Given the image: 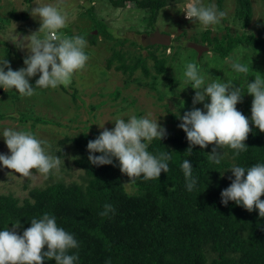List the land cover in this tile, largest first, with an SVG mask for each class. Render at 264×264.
Wrapping results in <instances>:
<instances>
[{
    "label": "trees",
    "instance_id": "obj_1",
    "mask_svg": "<svg viewBox=\"0 0 264 264\" xmlns=\"http://www.w3.org/2000/svg\"><path fill=\"white\" fill-rule=\"evenodd\" d=\"M171 2L172 0H110L115 8L132 3L143 10L144 22L149 26H154L159 21L163 10ZM233 3L230 23L225 21L216 30L213 29L217 25L199 29L195 33L199 38L191 40L207 43L208 51H213L222 58H234L233 53L246 45L252 50L260 49V53L264 55V20L253 28L250 27L256 13L253 0H234ZM218 5L222 9L225 0H218ZM179 12L181 13V8ZM179 12L177 11L178 14ZM9 15L14 20L24 19L28 18V11L19 13L12 9ZM80 17H88L92 24L90 30L83 29L84 31L82 24L80 34L84 38L88 36L96 43L98 34L93 30L97 29L99 34L114 39L103 28L95 6H89ZM11 19L7 18L6 23L10 24ZM2 27L4 26L0 25ZM154 30L155 28L152 31ZM62 31L64 36L74 37L68 26L62 28ZM186 32L177 35L176 39L185 38ZM38 35L43 36V33ZM0 45L11 48V52L19 59L14 61L16 65L20 59L24 63L21 53L12 48L9 42L0 40ZM166 48L162 49L161 56L150 50L146 56L141 51L138 61L135 55L132 63L125 62L127 54H117L116 57L122 61L118 69L134 76L138 67L146 80L158 79V75L166 70ZM208 51L203 54H208ZM196 54L199 59L204 57L198 52ZM114 58L115 56L110 58L111 63ZM149 60H152V65H149ZM152 70L156 73L153 74ZM137 73L139 76L140 73ZM138 76L134 77L135 82L138 81ZM238 77L239 83L245 78ZM148 87L158 88L151 84ZM158 91L161 93L159 89ZM253 99L247 102L241 100V108L236 106L249 119L252 129L244 141L246 150L237 153L230 146L217 147L219 164L209 158L215 144H208L205 148L190 145L185 131L179 127L183 122L181 117L186 111L193 110V105L191 109L182 108V113L171 114L175 127L166 130V135L161 140L154 138L150 142L143 141L147 144L146 150L153 156L160 158L161 153H166L171 157L166 161L168 172L162 170L156 179L145 180L141 175L131 180L120 171V162L116 157H112V164L90 163L87 144L99 136L101 132L97 130L92 133L83 132L72 138L64 137L59 142H73L77 152L75 164L82 169L84 182L66 183L56 180L44 187L31 189L29 195L22 200L13 194H0V231L13 230V224L19 222L20 227L15 231L18 235H23L24 230L31 227L32 219H41L47 213L55 217L58 227L73 235L77 241L78 247L69 249L66 253L77 257L73 264H264V217L259 216L256 208L249 212L242 204L238 205L234 201L229 200L227 205L221 202L222 190L229 187L235 179L232 167L240 166L247 170L253 165L264 164V132L251 120ZM196 105L198 106L197 103ZM2 117L5 118L6 113H0V119ZM8 117L15 119L11 114ZM18 119L23 125L31 121L34 135V129L39 124L52 123V120L36 114H22ZM189 147L191 151L188 150ZM59 154L64 155L63 152ZM91 154L101 155L98 152ZM186 159L193 167L192 179L195 180V185L191 191L187 188L188 181L182 169ZM33 171L38 172L35 169ZM260 199L264 200V195ZM105 205H111L113 211L101 215L105 211ZM44 251H47L46 245ZM43 264H56V261L54 258H45Z\"/></svg>",
    "mask_w": 264,
    "mask_h": 264
},
{
    "label": "rangeland",
    "instance_id": "obj_2",
    "mask_svg": "<svg viewBox=\"0 0 264 264\" xmlns=\"http://www.w3.org/2000/svg\"><path fill=\"white\" fill-rule=\"evenodd\" d=\"M233 1L225 0V6L220 9L218 0H200L204 6L214 4L217 12L226 13L217 24V28L213 30L219 29L225 21L226 23L231 22ZM189 2L190 0H172L171 4L163 10L164 12L162 11L163 14L159 17V21L154 26H149L143 19L145 12L136 8L132 3H127L125 7L115 8L110 0H0V25L4 26L0 28V40L9 42L12 48L21 53L23 59L31 53L26 47H20V40L27 44L28 41L24 40V37L27 39V36L37 32L42 23L39 16L34 17L31 14L32 9L38 7V4L58 6L65 11L68 15L67 26L74 36H84L80 34L82 24L84 26L82 30H90L91 20L88 17L83 19L80 14L86 12L89 6H95L97 16L104 25L103 28L108 35L114 38H106L99 34L97 29H95L98 34L96 43H93L88 36L85 37L87 43L84 51L89 59L82 70L73 74L71 84L67 87L60 85L55 89L35 88L32 96H22L15 88L5 91L3 86H0V113H6V117L0 119V154L11 155L3 137V130L26 131L24 129L26 128L27 131L32 132V122L28 121L23 125L18 117L22 114H36L52 120L49 124H39L34 129V133L39 140L45 142L42 146L46 153L58 157L61 161L58 170L53 169L47 175L32 170L33 174L27 178L0 163V194H13L22 200L29 195L31 189L44 187L56 180L66 183L84 182V173L75 164L77 152L73 142H59L66 136L72 138L83 132L92 133L94 130L102 132L104 128L113 130L117 117L127 121L131 115L137 118L157 120L158 124L168 130L176 126L171 114L182 113V108L191 109L193 105V108H200L206 112L204 104L210 103V97L206 96L203 102L197 103L198 106L193 104V97L197 90L192 88L191 82L183 75L186 62L191 61L197 64L199 73L205 78L204 87L212 82L225 84L232 82L234 86L244 88L241 94L242 101L247 102L254 98L246 89L249 77H245L239 83L235 76L240 74L234 71L232 63L238 60L251 71L247 75L250 77L260 75L264 78V66H262L264 55L260 53V49L252 50L246 45L233 53L234 58H222L212 51L203 54L204 57L199 59L195 49L190 45L195 42L191 39L199 38L195 33L203 28L199 21L186 19L184 9ZM253 2L256 13L251 28L264 20V0H253ZM179 8H181V13ZM12 9L19 13L27 10L28 18L11 19L9 11ZM7 18L11 19L10 24L6 23ZM150 27L155 30L149 31ZM156 30L163 33L173 32V38L187 31L185 38L178 37L172 42L171 48L166 49L164 55L166 70L158 75V79L146 80L142 77L143 73L138 71V67L139 76L137 72L134 76H130L118 69L122 61L116 57L117 54L122 53L125 56L127 54L126 63H132V57L135 55L138 61L141 51L146 56H148V50L161 56L162 49L166 45L155 42ZM62 32L60 29L57 34L60 35ZM213 33L217 34L215 31ZM61 36H64L63 33ZM7 48L8 46L0 45V60H8L14 71L26 67L21 59L16 65L14 61H19V59L16 58L14 52H11L10 47V49ZM113 56L115 58L111 63L110 58ZM149 61V65H152V60ZM152 73L156 71L152 70ZM39 75L40 73H37L33 77H26L33 87ZM136 75L138 83L134 80ZM227 77L229 78L225 79ZM150 84L158 88L148 87ZM239 104L240 102L236 106L241 108ZM9 114L15 119L9 118ZM60 152L64 155H60Z\"/></svg>",
    "mask_w": 264,
    "mask_h": 264
},
{
    "label": "clouds",
    "instance_id": "obj_3",
    "mask_svg": "<svg viewBox=\"0 0 264 264\" xmlns=\"http://www.w3.org/2000/svg\"><path fill=\"white\" fill-rule=\"evenodd\" d=\"M38 5L32 9L31 14L41 19L39 30L27 36V39L24 37L27 44L20 40V47H26L31 53L24 59L26 67L14 71L8 60H0V86L5 91L15 88L22 96H32L35 88L55 89L60 85L69 86L73 74L82 70L89 59L84 51L87 42L83 36L66 37L57 34L58 30L67 26V13L58 6ZM184 12L186 19L199 21L203 29L219 24L226 15L223 11L217 12L214 4L204 6L200 0H190ZM37 33H43V36ZM175 39L176 36H172L167 48H171ZM232 68L239 76L249 77L246 89L254 97L251 120L264 132V78L260 75H247L250 70L238 60L232 63ZM37 73L40 75L33 87L26 77H33ZM183 75L191 82L192 88L197 90L193 97L194 105L203 102L206 96L210 97V103L204 104L206 113L200 108H193L181 117L183 122L179 127L185 131L190 145L205 148L208 144H215L209 158L216 164L220 163L217 147L230 146L237 153L245 151L244 141L252 129L249 119L236 108L237 103L242 100L244 88L236 87L232 82H212L204 87L205 78L199 73L197 64L191 61L186 62ZM235 78L239 80L238 76ZM114 122L113 130L104 128L95 140L88 142L90 163L112 164V157H116L120 162V171L131 180L141 175L145 180L156 179L162 170L168 172L166 161L171 159L170 155L161 153L160 158H157L146 150L147 144L143 142H150L154 138L161 140L166 135V130L157 120L131 115L127 121L117 117ZM3 137L11 153L0 154V163L6 168L26 178L33 174V169L44 175L53 169H59L60 159L48 155L42 146L45 142L32 132L4 129ZM188 150L191 151V147ZM97 152L101 155L91 154ZM192 168L188 159L183 161L182 169L189 191L195 185ZM231 171L235 179L229 187L222 190L221 202L227 205L229 200L234 201L238 205L242 204L249 212L256 208L259 216L264 217V200L260 199L264 195V164L253 165L247 170L234 166ZM109 211H113L112 206L105 205V211L101 215H107ZM18 227L19 222L13 224V230L0 231V264H43L45 258H54L56 264H73L77 259L75 255L66 254L69 249L78 247L77 241L73 235L57 226L54 216L45 213L41 219H32L31 227L24 230L23 235L16 233L15 229ZM45 245L47 251H44Z\"/></svg>",
    "mask_w": 264,
    "mask_h": 264
},
{
    "label": "water",
    "instance_id": "obj_4",
    "mask_svg": "<svg viewBox=\"0 0 264 264\" xmlns=\"http://www.w3.org/2000/svg\"><path fill=\"white\" fill-rule=\"evenodd\" d=\"M95 33H97L96 30H95ZM155 33H156V35L154 37H155L156 43L165 44V45L170 44L171 39H172V35H170L168 33L160 32L159 30H156ZM191 46L198 52L199 55H201L203 52L209 50V46L207 44H202L199 42H193L191 44Z\"/></svg>",
    "mask_w": 264,
    "mask_h": 264
}]
</instances>
